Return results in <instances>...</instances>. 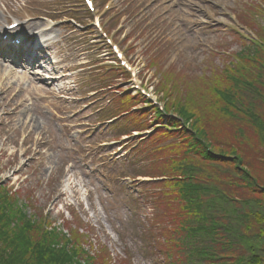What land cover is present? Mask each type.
<instances>
[{
    "label": "rangeland",
    "instance_id": "rangeland-1",
    "mask_svg": "<svg viewBox=\"0 0 264 264\" xmlns=\"http://www.w3.org/2000/svg\"><path fill=\"white\" fill-rule=\"evenodd\" d=\"M94 2L104 30L160 106L164 100L185 105L194 89H202L200 79L206 81L214 67L236 62L247 40L258 41L256 30L264 25L262 0ZM0 15L4 24L56 21L50 55L58 77L64 76L62 83L53 84L47 80L51 75L40 72L37 87L53 89V93L29 95L27 80L18 79L21 70L13 68L14 77H7L8 70L2 72L1 78L6 79L0 82L7 86L0 92V187L15 195L27 216L43 218L47 231L55 229L71 239L77 230L86 255L97 256L101 251L99 255L109 256V264H158L163 259L160 249H153L155 244L150 242L162 233L151 234V230L158 221V228L165 227L162 214L171 210L164 201L154 209L153 202L169 198L165 191L170 188H163L159 181L145 185L153 180L136 174L148 171L151 159L155 160L149 171L154 173L164 159L174 158V153L165 157L166 150L178 144L169 136L155 134L147 140L149 132L137 137L131 131L120 138L118 127L125 129L130 118L112 126L98 123L111 111L116 115V102L118 106L120 101L122 106L136 103L131 99L136 95L135 84L104 71L114 65L112 52L100 33L90 28L93 15L81 0H3ZM244 17L255 31L243 22ZM101 84L110 89L93 92ZM192 84L196 86L186 93ZM119 90L132 94L123 96ZM136 100L142 110L144 100ZM143 116L132 121L145 124L152 121L154 112ZM103 141L105 145L98 147ZM146 151L148 155L142 153ZM129 208L139 209V222L130 218Z\"/></svg>",
    "mask_w": 264,
    "mask_h": 264
},
{
    "label": "trees",
    "instance_id": "trees-1",
    "mask_svg": "<svg viewBox=\"0 0 264 264\" xmlns=\"http://www.w3.org/2000/svg\"><path fill=\"white\" fill-rule=\"evenodd\" d=\"M256 35L258 41L247 40L236 62L214 67L206 81L200 79L202 89H194L185 105L164 100L181 121L165 119L156 109L152 121L134 123V116L146 115L134 110L140 103L135 98L133 105L115 103L113 117L130 118L126 133L156 128L155 136L178 144L168 146L165 157L174 153V158L164 159L154 173L151 159L149 172L136 174L170 188L169 198L153 202L154 209L164 201L171 210L162 214L167 225L158 228V221L151 230L162 233L150 242L160 249L158 264H264V25ZM25 209L0 187V264H109L101 251L85 254L77 230L71 239L47 231L45 220L27 216ZM132 212L139 222V209Z\"/></svg>",
    "mask_w": 264,
    "mask_h": 264
},
{
    "label": "bare ground",
    "instance_id": "bare-ground-1",
    "mask_svg": "<svg viewBox=\"0 0 264 264\" xmlns=\"http://www.w3.org/2000/svg\"><path fill=\"white\" fill-rule=\"evenodd\" d=\"M3 1V0H0ZM6 1V0H5ZM4 20L3 16H0V28H1V24L2 21ZM55 28L45 25V24H40V23H36V22H29L26 24H23L20 26V28H18V30L15 31V33H24V32H34L37 31L39 32L43 38L44 37H48L51 36L54 32ZM53 41V40H52ZM53 46H49L46 48V50L48 51V55L50 52H52ZM30 50L24 52L25 54H28ZM46 54V53H45ZM39 58H37L35 61H25L22 69L24 70L23 75L21 77H18V79H26L29 87L26 89V92L29 95H36L37 93H43L45 95L47 94H51L53 93V89L47 90L46 88H42V87H37L38 84H36V82L42 81L41 79H39L37 77L36 74H34V72L32 73V71H34L35 69L40 71V72H44L45 74H48V76H52L51 78L55 79V81H53V84H56L57 82L62 83V81L64 80L63 77H58V71L55 70L56 69V65L55 63L52 61L51 56H46V57H42L40 58V56H38ZM3 62H11L12 61L8 60V59H2ZM14 64V63H13ZM15 65V64H14ZM54 65L53 71H51V67ZM18 67H21L19 65H17ZM7 68L3 67L2 62H0V81H4L5 79L1 78L3 76V73H7ZM3 72V73H2ZM25 75H30V77L28 78ZM14 71L12 70V68H10L8 70V75L7 77H14ZM7 85L5 83H1L0 82V92L4 91L5 87ZM11 87L8 85L7 89L10 91ZM23 102V101H22ZM22 104V103H21ZM28 124H30L32 126L31 121L27 122Z\"/></svg>",
    "mask_w": 264,
    "mask_h": 264
}]
</instances>
